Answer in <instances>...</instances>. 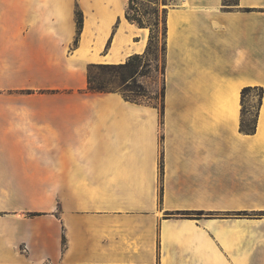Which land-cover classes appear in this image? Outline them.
<instances>
[{
    "label": "crops",
    "instance_id": "1",
    "mask_svg": "<svg viewBox=\"0 0 264 264\" xmlns=\"http://www.w3.org/2000/svg\"><path fill=\"white\" fill-rule=\"evenodd\" d=\"M128 1L0 0V264H264L261 102L214 103L264 91V0L164 8L162 112L87 87L146 53Z\"/></svg>",
    "mask_w": 264,
    "mask_h": 264
},
{
    "label": "rangeland",
    "instance_id": "2",
    "mask_svg": "<svg viewBox=\"0 0 264 264\" xmlns=\"http://www.w3.org/2000/svg\"><path fill=\"white\" fill-rule=\"evenodd\" d=\"M176 3L177 0H129V15L153 30L154 40L150 50L142 58L133 61L138 70L134 77H131L132 72L128 67L121 65L100 64L90 67L88 74L94 80L93 84L103 86L105 89L118 90L130 97L136 95L141 102L153 103L159 107L162 103L163 93L164 8ZM147 64L150 65L147 66ZM148 68L150 69L148 75H141ZM225 93H228V98L231 97L229 91H222V94L220 91L218 95L214 96V103L217 105L230 104V101H226ZM262 96H264V91L260 88L248 89L243 94L241 91L240 126L242 130L250 131L254 127ZM260 137L262 139V151H264V132ZM189 215L188 213L182 214L183 217ZM240 215L256 217L264 215V211L255 213L244 211Z\"/></svg>",
    "mask_w": 264,
    "mask_h": 264
},
{
    "label": "trees",
    "instance_id": "3",
    "mask_svg": "<svg viewBox=\"0 0 264 264\" xmlns=\"http://www.w3.org/2000/svg\"><path fill=\"white\" fill-rule=\"evenodd\" d=\"M125 16L128 20H131V21H137V23L139 25H144L140 20H135L136 18H133L129 15V12H128V8L126 10V13H125ZM81 14L80 12H77V23L80 25L81 24ZM154 40V35H153V30L150 29V35H149V42H148V45H147V49H146V53L150 50V47H151V43L152 41ZM164 49H165V46H164ZM145 55V54H144ZM143 55H138V54H135L133 56H131L126 62L124 63H120V64H117V65H121L122 67H128L130 70H131V77H134L135 74L138 72L137 68H136V65L135 63L133 62L134 60L136 59H139V58H142ZM150 63V62H148ZM150 64H147V66H149ZM150 71V69L148 68L145 72H142L141 75H148V72ZM163 73H164V68H163ZM94 80L91 79L90 75L88 74V89L90 91H94V92H106V91H112V89H105L103 86H100V85H94ZM163 89H164V84H163ZM162 89V90H163ZM249 87H244L241 91H242V94L244 93V91L248 90ZM164 92V91H163ZM241 94V92H240ZM123 97L127 100H130V101H134V102H141L138 98V96H133V97H130L128 95H125L123 94ZM263 97V96H262ZM153 104V103H151ZM155 105V104H154ZM159 108H160V111L162 112V109H163V93H162V103L159 105ZM161 169H162V165H161ZM160 198H161V191H160Z\"/></svg>",
    "mask_w": 264,
    "mask_h": 264
},
{
    "label": "bare ground",
    "instance_id": "4",
    "mask_svg": "<svg viewBox=\"0 0 264 264\" xmlns=\"http://www.w3.org/2000/svg\"><path fill=\"white\" fill-rule=\"evenodd\" d=\"M231 83L233 84V86H231L232 90L230 89L231 91H229V95L231 94L230 98L232 99V104L234 107H236L238 105V99L240 96V91H238V85L237 84H235L234 82H231ZM236 114H238V113H236ZM263 132H264V96L262 98V102H261V105L259 107V119L257 122V133L260 136Z\"/></svg>",
    "mask_w": 264,
    "mask_h": 264
}]
</instances>
